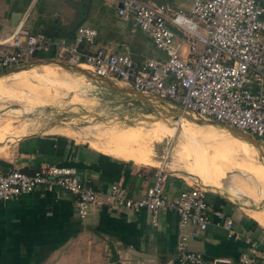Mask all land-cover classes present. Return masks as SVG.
Returning a JSON list of instances; mask_svg holds the SVG:
<instances>
[{"label": "built area", "instance_id": "2783aa9c", "mask_svg": "<svg viewBox=\"0 0 264 264\" xmlns=\"http://www.w3.org/2000/svg\"><path fill=\"white\" fill-rule=\"evenodd\" d=\"M114 2L117 17L144 33L160 57L136 60L125 43L118 47L122 52L94 48L97 30L80 25L71 42L19 31L1 38L0 47L10 51L0 52V72L31 66L52 47L57 59L68 57V63L83 65L96 79L118 80L185 115L250 132L264 142V0H188L185 7L176 9L154 0ZM165 179L163 168H157L144 197L133 199L117 184L106 193L96 190L72 168L49 166L32 174L13 170L0 172V203L36 189H58L75 197L80 219L96 205L131 214L148 211L153 225L159 212H174L180 230L176 254L162 264H234L225 258L206 260L188 250L189 240L206 232L212 222L207 187L187 186L170 199L164 192ZM212 214L227 237L236 238L233 221L221 211ZM246 243L248 251L239 264L263 261L260 243L249 238Z\"/></svg>", "mask_w": 264, "mask_h": 264}, {"label": "crops", "instance_id": "0c3cea01", "mask_svg": "<svg viewBox=\"0 0 264 264\" xmlns=\"http://www.w3.org/2000/svg\"><path fill=\"white\" fill-rule=\"evenodd\" d=\"M16 1L0 0V39L17 31L45 35L46 28H50L54 37L45 36L59 40L64 39L62 31L66 33L79 26L78 0H25L23 7L17 9ZM130 32L136 33L132 27ZM120 45L106 41L100 47L121 50ZM55 55L56 49L50 47L38 57L49 59ZM172 128L164 130L158 140L170 137ZM93 143L89 146L63 135L23 137L7 149L0 146V172L19 170L32 174L49 166L72 168L85 184L102 193L117 184L133 199L144 197L157 168L150 155L121 157ZM180 146L183 145H179L181 150ZM185 166L172 168L202 179ZM191 185L194 184L184 183L178 176L166 175L164 192L172 199ZM206 190L212 222L206 232L189 240L188 250L206 260L225 258L239 264L240 257L248 251V238L264 248V225L257 220L262 216L230 198L217 184ZM215 211L233 221L236 238H228L224 227L217 225L219 221L212 214ZM179 234L178 217L169 211L159 212L155 225L148 211L131 214L101 205L92 207L88 216L80 219L75 197L58 189H36L11 202L0 203V264H162L175 256ZM259 264H264V260Z\"/></svg>", "mask_w": 264, "mask_h": 264}, {"label": "rangeland", "instance_id": "374dc122", "mask_svg": "<svg viewBox=\"0 0 264 264\" xmlns=\"http://www.w3.org/2000/svg\"><path fill=\"white\" fill-rule=\"evenodd\" d=\"M22 1L25 0H17L14 8H22ZM154 1H166L174 9L189 3L188 0ZM77 7L79 20L84 18L79 26L83 24L99 31L94 48L108 41L128 43L138 58L157 53L144 33L140 30L131 33L130 24L117 17L113 0H78ZM67 58L53 56L36 60L28 67L0 72V146L3 149L23 137L63 135L89 146L94 142L121 157L150 155L153 166L162 167L166 175L178 176L184 183L207 188L217 184L230 198L260 214L262 218L257 220L264 225V142L261 139L245 132L251 139L248 142L241 135L207 123L211 121L180 116L181 112L167 102L137 95L129 85L115 79H96L88 68L71 65ZM156 115L166 116L174 123L178 120L177 127L169 131L174 138L166 136L158 140L170 126L162 130V126L156 125L162 119L148 121ZM178 165H186L193 174L206 179V185L172 168Z\"/></svg>", "mask_w": 264, "mask_h": 264}, {"label": "bare ground", "instance_id": "6f19581e", "mask_svg": "<svg viewBox=\"0 0 264 264\" xmlns=\"http://www.w3.org/2000/svg\"><path fill=\"white\" fill-rule=\"evenodd\" d=\"M134 92V91H133ZM135 93V92H134ZM135 94H137V95H141V94H138V93H135ZM142 96V95H141ZM161 120V121H158V120ZM148 121H158V122H156L157 124L156 125H159V126H162V130H163V128L166 126L167 127V125H169V126H174V128L175 127H177V125H178V120H176L175 121V123L174 122H170L169 120H168V118L166 117V116H160V115H156V116H153V117H151V118H148ZM198 123V122H197ZM207 123H209V124H213V125H215V126H218V127H221V128H225L226 130H228V131H230L231 133H233V134H235V135H238V136H243V137H245V134H243V133H241L240 131H238V130H234V129H231V128H229V127H226V126H222V125H220V124H216V123H211V122H207ZM207 123H200L201 125H207ZM41 131V130H40ZM62 134H64V133H62ZM26 135V134H25ZM67 135V134H66ZM21 136V135H20ZM69 136V135H68ZM170 138H174V137H172V135L170 136ZM246 138V137H245ZM192 176V175H191ZM199 180H201V182L204 184V185H206L205 183H206V180L205 179H199ZM211 187H216L215 186V184H212V185H210ZM213 189V188H212Z\"/></svg>", "mask_w": 264, "mask_h": 264}, {"label": "trees", "instance_id": "16d2710c", "mask_svg": "<svg viewBox=\"0 0 264 264\" xmlns=\"http://www.w3.org/2000/svg\"><path fill=\"white\" fill-rule=\"evenodd\" d=\"M78 26H73L72 28H70L66 33L65 32H61V35H62V37L67 41V42H70L71 41V39H72V37H73V35H74V31H75V29L77 28ZM47 29V32H46V34L45 35H48V36H51V37H54V31L52 30V29H50V28H46ZM52 39V38H51ZM160 53L159 52H157V53H154L153 54V56H152V58H158V57H160ZM132 57L134 58V59H136V60H139V61H143V60H145V59H141V58H138V56L137 55H133L132 54ZM149 59V58H148ZM7 73V72H6ZM5 74V73H4Z\"/></svg>", "mask_w": 264, "mask_h": 264}, {"label": "water", "instance_id": "95a60500", "mask_svg": "<svg viewBox=\"0 0 264 264\" xmlns=\"http://www.w3.org/2000/svg\"><path fill=\"white\" fill-rule=\"evenodd\" d=\"M82 19H83V18H82ZM82 19H81L80 21H82ZM78 23H79V22H78ZM100 80H103V79H100ZM181 115H185V114H183V113L181 114V113H180V116H181ZM185 116H186V115H185ZM200 121H204V120H200ZM211 122H212V123H216V124H220V125H222V126L229 127V126H227V125H224V124H221V123H218V122H215V121H211ZM229 128L235 130V128H232V127H229ZM236 130H237V129H236ZM238 131H239V130H238ZM240 132H241V131H240ZM241 133L246 134V133H244V132H241ZM247 135H248V134H247ZM247 135H245L247 141H248V142H251V139H249ZM252 144H254V143H252Z\"/></svg>", "mask_w": 264, "mask_h": 264}]
</instances>
